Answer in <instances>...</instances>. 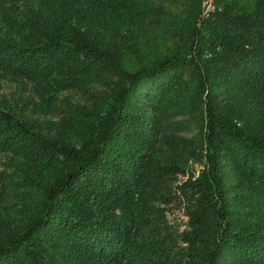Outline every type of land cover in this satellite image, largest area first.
<instances>
[{"label":"trees","instance_id":"1","mask_svg":"<svg viewBox=\"0 0 264 264\" xmlns=\"http://www.w3.org/2000/svg\"><path fill=\"white\" fill-rule=\"evenodd\" d=\"M214 2L0 0V264H264V0Z\"/></svg>","mask_w":264,"mask_h":264},{"label":"rangeland","instance_id":"2","mask_svg":"<svg viewBox=\"0 0 264 264\" xmlns=\"http://www.w3.org/2000/svg\"><path fill=\"white\" fill-rule=\"evenodd\" d=\"M215 0H204V14L207 16L208 13L215 10ZM206 170V160H190L188 166L184 171H182L177 180L176 185H183L184 183L197 179L203 171ZM170 214V213H169ZM171 223L178 224L181 229L187 228V220L189 216L187 215L184 207H176L174 213L169 215ZM179 220V221H178Z\"/></svg>","mask_w":264,"mask_h":264}]
</instances>
